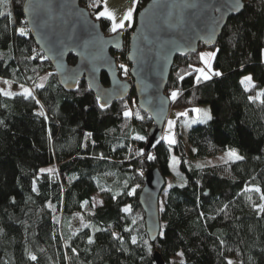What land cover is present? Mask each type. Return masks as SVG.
I'll return each mask as SVG.
<instances>
[{
    "label": "trees",
    "instance_id": "16d2710c",
    "mask_svg": "<svg viewBox=\"0 0 264 264\" xmlns=\"http://www.w3.org/2000/svg\"><path fill=\"white\" fill-rule=\"evenodd\" d=\"M25 1L0 0V77L35 93L0 92V264H156L155 251L165 264H264V93L252 99L241 81L251 74L264 91V0H243V11L228 19L211 78L197 77L199 51L175 57L165 89L171 107L193 112L209 104L212 112L189 130L191 154L234 149L241 158L190 165L178 123L172 146L187 182L161 196L154 243L139 195L148 170L171 173V145L162 136L147 149L154 122L139 109L135 89L109 105L84 78L65 90L29 30ZM148 1L138 0L134 22L117 31L97 17L104 0L81 2L107 35L124 34V47L111 50L124 79L128 38ZM101 80L110 84L105 73ZM95 192L107 193V201L95 206ZM77 212L87 224L72 232ZM180 251L184 260L173 261Z\"/></svg>",
    "mask_w": 264,
    "mask_h": 264
},
{
    "label": "water",
    "instance_id": "95a60500",
    "mask_svg": "<svg viewBox=\"0 0 264 264\" xmlns=\"http://www.w3.org/2000/svg\"><path fill=\"white\" fill-rule=\"evenodd\" d=\"M82 1L91 0H26L23 12L29 30L65 90L73 91L84 78L100 102L109 105L135 89L139 109L154 122L147 144L150 150L163 136L171 109L165 89L175 57L196 53L201 46H216L228 19L243 11L244 1L149 0L138 12L128 38L131 79L121 78L118 59L111 53L124 47V34L107 35ZM71 54L74 64L68 61ZM103 73L110 80L108 86L102 83ZM166 183L160 168H152L144 175L139 195L152 243L162 230L160 198ZM153 255L156 264H165L158 252Z\"/></svg>",
    "mask_w": 264,
    "mask_h": 264
},
{
    "label": "rangeland",
    "instance_id": "374dc122",
    "mask_svg": "<svg viewBox=\"0 0 264 264\" xmlns=\"http://www.w3.org/2000/svg\"><path fill=\"white\" fill-rule=\"evenodd\" d=\"M138 0H104L103 9L97 13V17H107L111 20L112 30L117 31L122 27L132 24L135 19V12ZM218 48L215 47H204L199 50V57L201 60V65L197 68V77L202 79H209L217 70L214 68L213 62L217 54ZM128 62V61H127ZM125 62V65L129 63ZM121 61L118 59V64ZM127 79H131V75L127 76ZM0 92L7 95L21 94L24 96H34V90L30 84H18L7 78L0 77ZM176 92L171 94L174 98ZM133 105L135 101L131 102V110L133 111ZM181 118L180 122L178 121ZM212 117L211 107L209 104H202L193 108V112H189L180 108L171 107L167 122L165 124L163 139L170 144V158L169 166L171 173L166 178V187L163 190L162 198L166 195L167 190L175 185H183L187 182V177L181 169V160L173 147L179 140V135L177 132V124L180 123V138L186 146V151L189 156V163L192 166H208L213 164H218L221 162L229 160L240 159L241 156L234 149H228L215 156L210 157H195L191 154V147L188 142V133L192 126L197 124H202L208 122ZM173 145V146H172ZM108 199L107 193L95 192L92 195V202L95 206H100L104 204ZM161 199V198H160ZM125 211H129L128 206H124ZM87 222L83 215L79 212L74 213L70 229L72 232L86 226ZM173 261L181 262L184 260L183 252H178L177 255L173 256Z\"/></svg>",
    "mask_w": 264,
    "mask_h": 264
},
{
    "label": "crops",
    "instance_id": "0c3cea01",
    "mask_svg": "<svg viewBox=\"0 0 264 264\" xmlns=\"http://www.w3.org/2000/svg\"><path fill=\"white\" fill-rule=\"evenodd\" d=\"M263 58H264V52H263ZM241 81L244 85V87L250 91L251 95L250 97L252 99L261 100L263 97V89L255 88L256 82L251 74L244 75L241 78Z\"/></svg>",
    "mask_w": 264,
    "mask_h": 264
}]
</instances>
